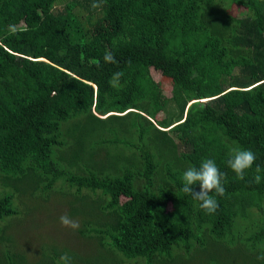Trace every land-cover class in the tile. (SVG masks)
Listing matches in <instances>:
<instances>
[{
	"label": "trees",
	"instance_id": "obj_1",
	"mask_svg": "<svg viewBox=\"0 0 264 264\" xmlns=\"http://www.w3.org/2000/svg\"><path fill=\"white\" fill-rule=\"evenodd\" d=\"M92 2L0 0V264H264V0ZM151 68L171 82L159 108ZM236 147L257 157L244 180ZM205 159L223 173L213 214L182 191ZM55 193L86 205L67 202L88 249L30 254L12 219Z\"/></svg>",
	"mask_w": 264,
	"mask_h": 264
},
{
	"label": "rangeland",
	"instance_id": "obj_2",
	"mask_svg": "<svg viewBox=\"0 0 264 264\" xmlns=\"http://www.w3.org/2000/svg\"><path fill=\"white\" fill-rule=\"evenodd\" d=\"M55 6H60V2H56ZM238 9L239 5H230L227 11L236 10L235 13H237ZM150 73L155 81H157V87L151 92V98L155 107L159 108L169 93L171 82L169 78L160 76L159 72L155 69L151 68ZM68 200H71V198L66 200L60 193L50 195L45 200L36 198L26 199L28 210L18 215L17 218H13L12 226L9 228L10 232L14 234L15 242L21 248H24L25 251L27 249L30 254L41 243H56L57 245L72 244L73 246L86 248L84 240L79 238L76 231L62 227L59 222L60 215L64 213H68L71 218L77 220L75 216L71 215V207L67 202H70L75 208L86 207V205L80 204L76 200ZM230 249L229 252L235 256L233 262L240 258H246L238 248ZM28 256L31 257L30 255Z\"/></svg>",
	"mask_w": 264,
	"mask_h": 264
},
{
	"label": "clouds",
	"instance_id": "obj_3",
	"mask_svg": "<svg viewBox=\"0 0 264 264\" xmlns=\"http://www.w3.org/2000/svg\"><path fill=\"white\" fill-rule=\"evenodd\" d=\"M93 9L102 7V0H93L90 5ZM20 31H27V28L18 29L16 25H9L4 38L9 36H15ZM105 63L116 64L118 61L111 51L106 50L103 56ZM99 67V63H97ZM123 73L120 71L114 72L109 80L111 87L119 89L121 87V77ZM257 157L256 154L250 149L231 148L229 152V159L227 165L236 174L237 179L244 180L247 170L251 169L255 163ZM261 168L256 165V175L253 177L252 182L259 184L262 180ZM223 173L220 172L215 161L213 159H205L201 162L199 168L188 167L183 173V188L182 191L185 194L191 195L192 198L199 202V207L206 214H213L217 211L219 204L216 196H223L225 194V187L222 183ZM199 185V190L194 189V185ZM59 222L62 227L68 228L72 231H78L80 224L78 220H74L68 213L60 215ZM258 260L264 261V255L258 256ZM57 264H73L72 256L68 252H64L60 255Z\"/></svg>",
	"mask_w": 264,
	"mask_h": 264
}]
</instances>
